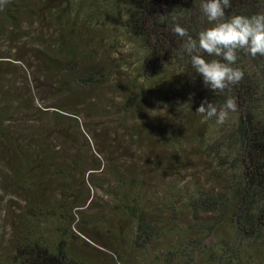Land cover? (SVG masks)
Returning <instances> with one entry per match:
<instances>
[{
    "label": "trees",
    "instance_id": "16d2710c",
    "mask_svg": "<svg viewBox=\"0 0 264 264\" xmlns=\"http://www.w3.org/2000/svg\"><path fill=\"white\" fill-rule=\"evenodd\" d=\"M200 3L0 0V264H264V57L207 89L172 32Z\"/></svg>",
    "mask_w": 264,
    "mask_h": 264
},
{
    "label": "clouds",
    "instance_id": "9594fccd",
    "mask_svg": "<svg viewBox=\"0 0 264 264\" xmlns=\"http://www.w3.org/2000/svg\"><path fill=\"white\" fill-rule=\"evenodd\" d=\"M229 7L230 0H201L200 10L211 27L199 32L196 38L179 25L172 28L173 33L185 38L180 58L189 57L194 74L201 77L202 84L214 93L223 92L241 80L243 73L233 66L238 60V52L244 51L253 58L264 57V14L226 18L225 10ZM205 56L218 59H205ZM235 110L234 99L226 97L222 105L202 100L196 113L205 120L215 118L219 125Z\"/></svg>",
    "mask_w": 264,
    "mask_h": 264
},
{
    "label": "rangeland",
    "instance_id": "374dc122",
    "mask_svg": "<svg viewBox=\"0 0 264 264\" xmlns=\"http://www.w3.org/2000/svg\"><path fill=\"white\" fill-rule=\"evenodd\" d=\"M201 171H202V169H201ZM16 203L17 204H12L13 206L9 208L8 216H6V214H4V216L2 215V213L0 214V240L3 237L8 236L7 234H8V230H9V221H10L11 217L14 216V213H16V211L18 212V205H20V200L16 199ZM5 209H7V208L5 207L3 210H5Z\"/></svg>",
    "mask_w": 264,
    "mask_h": 264
}]
</instances>
